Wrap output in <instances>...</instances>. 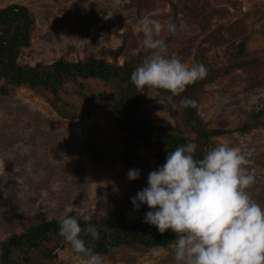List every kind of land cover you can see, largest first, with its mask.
I'll return each instance as SVG.
<instances>
[{
	"label": "rangeland",
	"instance_id": "rangeland-1",
	"mask_svg": "<svg viewBox=\"0 0 264 264\" xmlns=\"http://www.w3.org/2000/svg\"><path fill=\"white\" fill-rule=\"evenodd\" d=\"M12 4L25 7L31 20L20 65L93 57L139 66L150 50L142 45L138 21L159 9L154 18L165 25L159 38L168 55L188 65L199 58L207 75L178 96L146 87L132 104L121 99L135 89L117 79L77 76L66 79L57 95L43 86L8 85L0 93V264H83L86 257L63 238L44 239L32 227L60 220L68 208L78 218L99 220L114 212L143 218L147 205L136 210L131 198L165 162L168 137L195 142L201 156L219 143L241 147L255 177L248 192L264 206V113L253 112L264 109V0H0V8ZM181 21L183 31H167L168 22ZM9 35L0 29V41ZM183 97L197 106L181 107ZM139 119L161 135L153 130L137 140L128 134ZM130 169L140 170L138 179H128ZM12 235L22 243L3 247ZM173 244H122L101 256L103 264H174Z\"/></svg>",
	"mask_w": 264,
	"mask_h": 264
},
{
	"label": "clouds",
	"instance_id": "clouds-1",
	"mask_svg": "<svg viewBox=\"0 0 264 264\" xmlns=\"http://www.w3.org/2000/svg\"><path fill=\"white\" fill-rule=\"evenodd\" d=\"M158 15L159 9H154L138 21L142 45L150 54L130 80L138 90L163 89L178 96L205 78L207 69L202 63L188 65L168 55L167 43L159 38L165 25L154 18ZM166 27L174 34L186 25L168 22ZM179 104L197 106L188 97ZM197 148L195 142H188L168 152L163 165L149 172L147 186L131 198L132 205L136 210L147 205L144 222L160 233L171 230L175 234L171 246L174 264H264V206L248 192L255 177L247 168L246 155L239 146L219 143L198 158ZM127 176L138 179L140 170L130 169ZM82 219L88 222L84 227L76 216L64 215L58 221L59 235L74 253L86 257L83 264H103L101 254L94 251V241L100 237L90 223L93 217L84 215ZM89 236L86 242L84 237ZM152 254L158 255V250L154 248Z\"/></svg>",
	"mask_w": 264,
	"mask_h": 264
},
{
	"label": "trees",
	"instance_id": "trees-1",
	"mask_svg": "<svg viewBox=\"0 0 264 264\" xmlns=\"http://www.w3.org/2000/svg\"><path fill=\"white\" fill-rule=\"evenodd\" d=\"M196 14V18H201V13ZM30 23L31 20L28 19L27 9L25 7L12 4L0 8V29L5 28L10 34L8 41H0V79L4 80L3 86L0 87L1 94H6L8 92L10 88L7 86L10 84H12L11 88H13L14 85L27 83L33 88H41L43 86L44 89L50 91L53 95H57L59 87L66 79H74L77 76H81L83 78H99L106 81L117 79L120 85H125L126 87L130 85L135 90L132 95L121 99L123 103H125V101H127L126 104L136 103L137 99L140 100L143 97L141 91H144L146 88L138 90L130 80L131 73L138 64L134 67L129 66L127 63L115 65L109 64L103 59L93 57L77 61L58 59L48 65L37 64L35 67L18 64L17 55L19 49L29 45L28 35ZM178 24L179 23H177V25ZM239 50L240 53H243V41L239 46ZM195 62L200 63L201 61L197 58ZM186 88H188V86ZM136 90L140 91V94L135 93ZM253 112H255V115H260L264 113V109ZM129 128L131 131L128 130L126 132L133 135L137 140L151 137L153 130V136L155 133L156 136L161 135L160 128L152 126L153 129H151L149 123L141 119H139V121H132ZM132 132H135V134ZM165 137V140L168 141L166 135ZM168 138L171 143V146H169L170 151L181 144L184 145L185 140L183 137H181L179 141L171 137ZM202 145H204V143H202ZM199 153L196 151L195 155L198 158H202ZM70 214L75 216L72 213ZM78 220L81 227H84L86 223H88L82 218H78ZM58 221L59 220L56 219H42L40 223L32 228L44 239H48L49 234H56L61 237L59 235ZM90 223H92L99 232L100 238L94 241V251L100 254L107 253L109 250L122 244H140L144 248L156 246L165 247L175 239V234L171 230L160 233L155 226L145 223L144 217L130 218L119 212L110 213L99 220L93 218ZM84 239L87 242L91 237H84ZM20 243H22L21 237L12 235L7 238L2 245L3 247L10 248V246H16ZM29 244H31V246H36L32 241H30Z\"/></svg>",
	"mask_w": 264,
	"mask_h": 264
}]
</instances>
